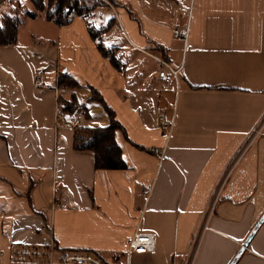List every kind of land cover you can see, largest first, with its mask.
<instances>
[{
    "label": "crops",
    "instance_id": "0c3cea01",
    "mask_svg": "<svg viewBox=\"0 0 264 264\" xmlns=\"http://www.w3.org/2000/svg\"><path fill=\"white\" fill-rule=\"evenodd\" d=\"M112 1L115 15L105 7L65 25L29 1L49 44L38 34L0 45V264H49L65 250L104 264H264V220L250 236L264 214V0ZM3 4L6 15L22 11L19 0ZM186 26L185 39L173 36ZM156 46L181 68L178 85L158 78ZM60 72L79 87H58ZM71 94L79 107L65 117L107 126L110 111L120 123L125 168L96 169L74 130L55 128ZM135 230L154 234L152 252L128 253Z\"/></svg>",
    "mask_w": 264,
    "mask_h": 264
},
{
    "label": "trees",
    "instance_id": "16d2710c",
    "mask_svg": "<svg viewBox=\"0 0 264 264\" xmlns=\"http://www.w3.org/2000/svg\"><path fill=\"white\" fill-rule=\"evenodd\" d=\"M35 10L44 12L47 20L53 21L57 25L68 24L74 15L87 17L92 10L97 7L100 0L89 1L81 0H29ZM109 1V0H108ZM113 5L116 2L109 1ZM32 16V15H30ZM18 20L16 16L6 15L0 21V45H9L16 42ZM87 29L90 37L96 41L99 52L107 57L113 66L121 69L120 58L116 55L113 48L106 47L101 41V29H97L93 24L87 22ZM165 57L166 50L160 46L155 48ZM57 85L60 88H77V81L65 72H60L57 78ZM91 95L89 100L99 99L97 92L90 87ZM61 112L74 113L79 105L74 94L68 100H60ZM108 110V108H106ZM110 122L107 126H84L74 130L73 147L76 150H90L94 154V167L96 169H122L125 163L121 156V149L114 138L116 130L122 128L109 111Z\"/></svg>",
    "mask_w": 264,
    "mask_h": 264
},
{
    "label": "built area",
    "instance_id": "2783aa9c",
    "mask_svg": "<svg viewBox=\"0 0 264 264\" xmlns=\"http://www.w3.org/2000/svg\"><path fill=\"white\" fill-rule=\"evenodd\" d=\"M107 4V8L111 10V12L115 15V7L111 5V3L107 0H104ZM103 12L99 13V17H103ZM187 26L184 28L177 29L173 32V36L178 39H185L187 35ZM161 65V68L157 72L158 78L165 85H173L179 84L180 81V72L181 68H174L167 61H164L160 58L153 56ZM157 120L162 130L167 131L168 133L172 127V121L166 120V114L163 112H159L157 116ZM55 128H69L72 130H76L82 126V121L79 117H75L74 119H67L64 116V113L61 111H57L54 119ZM258 130L255 131V134ZM151 151L158 153L159 150L157 148L150 149ZM225 178V177H224ZM222 179V181L224 180ZM222 183V182H221ZM218 192V191H217ZM217 192L213 195L212 200L209 206V212L213 209L214 203L216 201ZM146 193V192H145ZM203 229H206V225L203 226ZM155 248V237L154 234L149 232H140L135 230L132 236L128 240V248L127 251L135 252V253H145L152 252ZM49 260V264H104L103 260L87 251H77V250H65L61 253L60 258L58 260H53L50 256H47Z\"/></svg>",
    "mask_w": 264,
    "mask_h": 264
},
{
    "label": "rangeland",
    "instance_id": "374dc122",
    "mask_svg": "<svg viewBox=\"0 0 264 264\" xmlns=\"http://www.w3.org/2000/svg\"><path fill=\"white\" fill-rule=\"evenodd\" d=\"M23 1L24 0H19L22 11L18 10L17 11L18 13H17V16H16L17 20H18L17 38H18V42H19L20 46L24 45V44L32 43V41L35 40L33 36H36L38 34L42 36V38H39L37 40V41H39L40 44H49L47 39L43 37V35L46 34V32H47V30L45 29V24L46 23L44 21V17L41 14L38 15L39 17H36V18L35 17H31L30 15H28L25 12V9H31V4L32 3L30 4L29 0H27V4L29 3V5H27V7H29V8H27V7L23 6V4H24ZM81 1H89L90 4H93V0H81ZM0 2H1V0H0ZM100 2L101 3H99V4L97 3L96 4L97 7L90 12V14L88 15V18H94L99 11L104 12L105 11V7L106 8L108 7L107 4L104 2V0H100ZM111 5L114 6L112 3H111ZM116 7H118V5ZM107 9H109V8H107ZM34 10H35V8H34ZM35 12L38 13L39 11L35 10ZM40 13L44 14V12H40ZM6 14H12V12H11L10 6L3 4V6H1V8H0V20ZM115 14H116V10H115ZM10 16H15V15H10ZM33 18H35V19H33ZM155 52H156L155 54L154 53L153 54L149 53L148 55L150 57H152L153 59H155L153 57V56H155L157 58H160V59L164 60L161 57L162 55L160 54V52L158 50H155ZM164 61H166V60H164ZM159 65H160V63H159ZM160 67H161V65H160ZM75 117H77V116H68L66 118L67 119H74Z\"/></svg>",
    "mask_w": 264,
    "mask_h": 264
},
{
    "label": "water",
    "instance_id": "95a60500",
    "mask_svg": "<svg viewBox=\"0 0 264 264\" xmlns=\"http://www.w3.org/2000/svg\"><path fill=\"white\" fill-rule=\"evenodd\" d=\"M264 220V214L263 216L261 217V219L259 220V222L256 224V226L254 227L253 231L251 232L250 236L254 233V231L257 229V227L259 226V224ZM247 246V242H244L242 244V250L240 251V253L243 251V249Z\"/></svg>",
    "mask_w": 264,
    "mask_h": 264
}]
</instances>
